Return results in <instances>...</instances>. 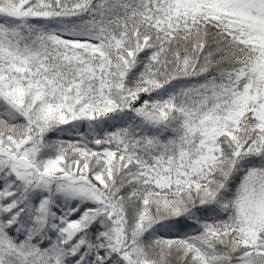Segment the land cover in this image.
I'll list each match as a JSON object with an SVG mask.
<instances>
[{
  "label": "snow or ice",
  "instance_id": "obj_1",
  "mask_svg": "<svg viewBox=\"0 0 264 264\" xmlns=\"http://www.w3.org/2000/svg\"><path fill=\"white\" fill-rule=\"evenodd\" d=\"M0 264H264V0H0Z\"/></svg>",
  "mask_w": 264,
  "mask_h": 264
}]
</instances>
